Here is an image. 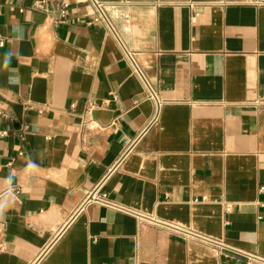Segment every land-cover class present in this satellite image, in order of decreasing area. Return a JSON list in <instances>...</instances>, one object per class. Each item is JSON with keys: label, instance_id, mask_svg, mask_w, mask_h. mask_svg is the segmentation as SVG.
Returning a JSON list of instances; mask_svg holds the SVG:
<instances>
[{"label": "crops", "instance_id": "crops-1", "mask_svg": "<svg viewBox=\"0 0 264 264\" xmlns=\"http://www.w3.org/2000/svg\"><path fill=\"white\" fill-rule=\"evenodd\" d=\"M36 1L0 0V264H264V0ZM104 177L133 213L80 209Z\"/></svg>", "mask_w": 264, "mask_h": 264}, {"label": "built area", "instance_id": "built-area-1", "mask_svg": "<svg viewBox=\"0 0 264 264\" xmlns=\"http://www.w3.org/2000/svg\"><path fill=\"white\" fill-rule=\"evenodd\" d=\"M89 2L91 3L92 8H93L92 12L90 13L91 20L89 23L90 24H105L110 30H114L113 25L108 16L109 2L107 0H89ZM261 2L263 1H256V3H261ZM43 3H44V0H38L36 1L35 6L37 8H42ZM223 4L224 6L228 5L227 3H223ZM68 9H69V3L68 2L63 3L60 9L59 17L56 20V22L60 23L64 21V19L67 16ZM3 44H4V41L3 39L0 38V46H2ZM127 58L129 60L133 73L137 75L145 85L146 97L155 103V115L152 119V122H155L160 115L164 102L159 97V94L156 91V89L151 85L144 70L142 69L141 65L139 64L137 60L136 54L130 51H127ZM106 180H107V177H104L99 183L95 185L93 189L87 192V195L84 201L82 202L80 209L81 210L84 209V207L87 206L88 204H97V205L113 208L119 211L133 213L129 209L115 203L113 200L110 199L108 192L105 190ZM261 190H264V187H262ZM230 209L231 207L230 205H228L226 208V211H230ZM136 216L139 219L146 220L152 223L153 225L172 228L177 233H183L186 235H195V233L192 231H186L177 225L168 223L154 216L143 215V214H138V213H136ZM209 241H212V240H209ZM212 242H215L218 245H221V243L217 241H212ZM0 246L1 248H3L2 244ZM250 258L261 259L262 261H264V258L258 257L257 255H250Z\"/></svg>", "mask_w": 264, "mask_h": 264}, {"label": "clouds", "instance_id": "clouds-1", "mask_svg": "<svg viewBox=\"0 0 264 264\" xmlns=\"http://www.w3.org/2000/svg\"><path fill=\"white\" fill-rule=\"evenodd\" d=\"M6 207H7L6 201L0 202V214H2L5 211Z\"/></svg>", "mask_w": 264, "mask_h": 264}]
</instances>
